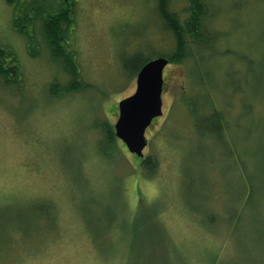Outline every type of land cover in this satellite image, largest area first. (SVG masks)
<instances>
[{"label":"rangeland","instance_id":"374dc122","mask_svg":"<svg viewBox=\"0 0 264 264\" xmlns=\"http://www.w3.org/2000/svg\"><path fill=\"white\" fill-rule=\"evenodd\" d=\"M203 2L214 40L164 66L148 173L104 129L135 91L123 59L175 50L157 0H75L70 90L41 20L31 54L0 0L20 73L0 78V264H264V0ZM187 5L168 2L182 25Z\"/></svg>","mask_w":264,"mask_h":264},{"label":"trees","instance_id":"16d2710c","mask_svg":"<svg viewBox=\"0 0 264 264\" xmlns=\"http://www.w3.org/2000/svg\"><path fill=\"white\" fill-rule=\"evenodd\" d=\"M186 1L190 17L182 25L178 21L176 14L168 10L169 0H157V9L160 17L166 28L172 32L175 38L174 52L169 56H162L166 57L168 62L182 61L187 55V44H192L199 49H205L210 48V42L212 43L214 40L212 39V31L209 30L203 18L206 10L204 2L202 3V0ZM6 2L12 5L13 27L26 37L27 50L31 54L34 53L32 46L35 43L31 27L35 20H41L42 36L49 48L51 57L61 60L63 66L73 79L68 87H66V90L75 88L81 81L77 79L78 71L74 65V59L72 60L71 58L74 56V53L67 46V50L71 53L68 55L64 45H61V41L67 44V36L72 31L73 24L75 23L73 11L75 0H56L55 2L54 0H6ZM189 37L190 39H188ZM186 38L188 43L185 41ZM207 44L209 46H206ZM10 53H5L2 48L0 49V78L2 77L6 84L13 83L16 85L20 80V73L16 64L17 61L14 55ZM150 59L153 58H146L140 52H137L125 57L122 61V66L125 70H129L130 73L137 74L140 68ZM213 114L215 113L213 112ZM212 130L215 131V129ZM104 131L106 133V141H116L114 125L113 129L110 125L106 126ZM142 157H136V159L146 172L152 173L156 167V161L150 156Z\"/></svg>","mask_w":264,"mask_h":264},{"label":"water","instance_id":"95a60500","mask_svg":"<svg viewBox=\"0 0 264 264\" xmlns=\"http://www.w3.org/2000/svg\"><path fill=\"white\" fill-rule=\"evenodd\" d=\"M167 63L168 59L162 56L148 60L136 74L134 93L118 102L115 135L140 158L147 143L146 128L162 114L163 69Z\"/></svg>","mask_w":264,"mask_h":264}]
</instances>
